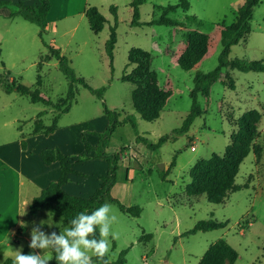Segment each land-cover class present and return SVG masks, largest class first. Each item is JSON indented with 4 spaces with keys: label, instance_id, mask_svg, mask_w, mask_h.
I'll return each instance as SVG.
<instances>
[{
    "label": "rangeland",
    "instance_id": "obj_1",
    "mask_svg": "<svg viewBox=\"0 0 264 264\" xmlns=\"http://www.w3.org/2000/svg\"><path fill=\"white\" fill-rule=\"evenodd\" d=\"M50 1L42 38L37 25L18 16L9 18L0 10V79L5 82L15 79L30 89L38 88L43 98L60 102L69 81L49 55L45 42L68 58L77 76L93 88L103 87L104 92L99 99L76 85L75 101L69 111L59 116L53 133L44 135L32 134L36 116L44 111L40 120L48 126L56 110L39 102L32 103L28 96L15 91L8 93L0 84V104L4 105L0 119L15 120L10 122L9 130L27 143L32 162L34 158L39 161V152L59 149L80 176L72 177L66 190L89 197L98 185L101 160L89 158L82 163L76 160L84 154L85 144H94L96 133L107 126L102 101L109 109L120 112L121 118L133 116L139 135L149 142L171 135L154 150L135 141L129 123L117 127L112 135L108 151L125 150L110 194L125 206H139L141 212L139 216H130L107 203L112 208L110 215L116 217L111 225L115 238L108 237L111 245L106 254L108 260H116L119 252L126 250L125 264H197L209 245L223 238L238 253L234 264H264V72L222 71L208 95L196 97L202 113L193 119L187 131L173 133L190 112L195 74L209 72L218 65L222 21L225 25L231 24L234 9L243 0H186L187 11L178 8L169 13L170 17L185 22L184 27L145 24L160 13H154V6L177 4L180 0H144L139 7L138 21L142 23L139 26L130 25L131 0ZM89 6L95 7L105 19L98 33L89 29L84 13ZM110 6H115L116 16L110 12ZM114 24L116 42L110 64L104 43ZM249 25L250 32L230 47L229 59L264 58V0L252 8ZM193 30L206 35L210 44L205 56L191 69L183 70L177 61L186 48L188 33ZM132 48L151 53L150 68L156 74L157 85L168 92L159 117L153 121L141 119L134 111L130 97L134 85L121 80L123 72H129L134 66L127 61ZM229 83L234 84V89L228 88ZM251 109L259 114L257 135L234 179L235 184L243 187L228 193L219 204L208 202L204 194L187 196L184 189L190 181V168L212 154L223 155L230 136L237 130L235 121ZM127 167L134 172L131 180L125 177ZM8 171L0 170V237L4 238L0 244V263L8 257L14 260L17 251L22 254L25 247L30 248L33 229L49 239L53 233L66 234L65 230L70 229L50 211L31 212L27 204H19L17 211L16 198L11 195L15 194L13 184L6 180L10 177ZM27 193L22 191L25 198ZM34 193L32 188L28 196ZM22 195L20 201L24 198ZM210 218L227 224L223 228L184 235L198 221ZM54 246L50 243L47 249H30L42 257L51 254ZM44 264L53 263L50 259Z\"/></svg>",
    "mask_w": 264,
    "mask_h": 264
},
{
    "label": "trees",
    "instance_id": "obj_2",
    "mask_svg": "<svg viewBox=\"0 0 264 264\" xmlns=\"http://www.w3.org/2000/svg\"><path fill=\"white\" fill-rule=\"evenodd\" d=\"M144 3V0H131L129 5L132 10L131 26L142 25L139 19V7ZM259 3V0H243V2L234 9V21L225 25L221 24V51L218 56V65L211 71L202 73L197 72L193 78V87L190 91L193 100L189 114L183 120L181 126L175 129L173 133H182L188 130L193 119L199 116L202 111L196 103L197 95H208L210 86L215 83L226 69L238 70L241 72H264V58L260 60H247L242 58L229 59L228 55L230 47L236 45L250 32L251 10ZM187 11L189 4L186 0H180L177 4H168L166 6H154L155 11L160 13L156 17H152L145 24L147 25H163L171 27H184L185 22L179 18L169 16L170 12L176 9ZM0 9L8 11L7 17H20L25 21L37 25L40 29L39 37L42 38L48 19L47 15L51 9L50 0H37L35 4H27L21 0H0ZM110 12L116 16L115 6L109 7ZM85 16L88 19L89 29L93 33H98L102 24L105 22L95 7L89 6L84 10ZM116 42L115 24L110 27L109 35L104 43V52L107 55L110 64L112 61L113 49ZM48 49V53L53 57L58 69L68 79L69 84L67 92L62 100L58 103H53L49 99H45L40 95L39 89H30L15 79L5 82L0 79V84L8 93L15 91L20 95L28 96L32 103H42L51 106L56 110V114L52 118L50 125L42 124L40 117L45 113L41 111L37 114V121L34 122L32 134L48 135L53 133L57 128V120L63 113L69 111L71 104L75 101L76 85H81L87 89L91 94L101 99L104 88H93L82 77L76 75L74 69L70 66L68 58L60 52V50L53 45H48L43 42ZM209 38L199 31H191L187 35V45L183 53L178 58V65L183 70L191 69L203 56L208 52ZM151 53L141 49L132 48L128 51V64L134 66L129 72H123L121 80L129 82L134 85L131 90V103L134 111L139 117L145 121H153L157 119L163 108L168 92H164L157 85L156 74L150 68ZM39 84V81L36 82ZM228 88L234 89V84H226ZM102 111L107 118V126L105 129L96 133L97 142L92 145L85 144L84 154L77 158V162L87 160L89 158L103 159L107 164L106 173L99 176L100 184L94 192L87 198L71 195L64 191L63 185L69 181V174L75 173L71 168V164L59 149H51L39 153L40 160L44 164L58 162L60 174L57 180L51 181L48 185L41 189L39 194L34 196L28 209L31 212L47 210L57 215L68 225L71 229L74 227L72 220L76 219L78 214L83 212L90 215L93 210L105 203H112L117 208L130 216H139L141 209L139 206H125L119 200L111 196L110 190L116 181V172L120 156L125 148H121L119 152L108 151L109 141L116 131L117 127L122 124L129 123L135 135V141L140 142L146 148L154 150L163 145L171 135H163L158 138L157 142H149L147 138L139 135L134 117L125 115L121 118L120 112L109 109L102 101ZM259 114L255 109L245 111L235 121L236 132L230 136V143L225 147L223 155L212 154L207 159H200L196 161L188 172L189 183L186 184L184 192L187 196H198L204 194L207 201L210 203L219 204L224 201L228 193L240 190L243 186L237 185L234 182L238 168L243 159L250 151V143L257 135L256 123L258 122ZM20 146L25 149L26 144L24 139H20ZM92 152V155L88 153ZM226 221H217L215 219H206L198 221L194 227L186 234L195 233L197 231H210L225 227ZM148 238V235H145ZM89 239H99V228L97 226L93 236ZM55 246L51 249L52 263L59 264L56 260ZM32 253L28 247L23 249L22 254ZM126 250L119 252L118 258L114 261H109L107 256L103 260L98 259L92 255L91 260L95 264H125ZM35 255V254H34ZM238 258L237 251L223 238L215 240L209 245L203 256L197 264H234ZM13 259L5 258L0 264H13Z\"/></svg>",
    "mask_w": 264,
    "mask_h": 264
},
{
    "label": "clouds",
    "instance_id": "obj_3",
    "mask_svg": "<svg viewBox=\"0 0 264 264\" xmlns=\"http://www.w3.org/2000/svg\"><path fill=\"white\" fill-rule=\"evenodd\" d=\"M111 211V205L105 203L93 210L90 215L81 212L76 219L72 220L73 228L66 229V234L56 235L53 233L51 239L33 229L29 247L47 249L50 243L54 244L55 258L59 264H92V255L103 260L111 246L108 237L111 235L115 238V233L111 231V225L116 217L110 215ZM97 226L100 238L89 239V236L94 235ZM50 259H52L51 254L41 257L32 253L21 254L17 251L13 264H44L46 260Z\"/></svg>",
    "mask_w": 264,
    "mask_h": 264
},
{
    "label": "crops",
    "instance_id": "obj_4",
    "mask_svg": "<svg viewBox=\"0 0 264 264\" xmlns=\"http://www.w3.org/2000/svg\"><path fill=\"white\" fill-rule=\"evenodd\" d=\"M24 3L27 4H35L37 0H21ZM1 12L5 13L7 15L8 11L6 9H0ZM48 16V15H47ZM4 105L0 104V111H3ZM14 119H9L8 117H2L0 119V170L8 169L10 177H7L6 180L10 181L13 185V188L15 190V194L12 192V196L16 198L17 201V208L16 210H19V204H27L29 205L31 199L38 195L40 190L45 188L50 180H57L60 174V168L58 162H53L50 164H44L39 157L34 158L32 162V158L30 156L29 148L26 143V149H22L20 146V138L16 136L13 132L9 130V124L14 122ZM11 122V123H10ZM97 142V137L94 142V144ZM92 144V145H94ZM40 153V152H39ZM88 155H92V152L88 153ZM92 158V157H91ZM90 158V159H91ZM93 159H100V158H93ZM68 160V159H67ZM99 163H102V170L99 171L97 175V181L98 185L100 184L99 176L106 173L107 170V164L103 159H100ZM77 162V161H76ZM70 163V162H69ZM82 163V161H81ZM71 164V163H70ZM71 168L76 171L73 168V165L71 164ZM77 174L71 173L69 174V181L63 185V189L65 192L69 193L66 188L71 183L72 177H80L78 174V171H76ZM7 173V172H5ZM134 172L132 169L127 167L125 171V177L128 180H131L133 178ZM1 187V183H0ZM96 187V188H97ZM34 189L35 195L28 196L29 190ZM95 188V189H96ZM94 189V190H95ZM93 190V192H94ZM22 191H26L27 197L22 195ZM92 192V193H93ZM91 193V194H92ZM71 194V193H69ZM78 194V193H76ZM21 195L24 197L20 201ZM74 195V194H71ZM78 196V195H74ZM80 197V196H78ZM15 204L13 203V206ZM65 223V222H64ZM17 223H14V227H18ZM20 227V226H19ZM3 237H0V244L3 242Z\"/></svg>",
    "mask_w": 264,
    "mask_h": 264
},
{
    "label": "water",
    "instance_id": "obj_5",
    "mask_svg": "<svg viewBox=\"0 0 264 264\" xmlns=\"http://www.w3.org/2000/svg\"><path fill=\"white\" fill-rule=\"evenodd\" d=\"M159 167H160V169H163V165L162 164H160Z\"/></svg>",
    "mask_w": 264,
    "mask_h": 264
},
{
    "label": "built area",
    "instance_id": "obj_6",
    "mask_svg": "<svg viewBox=\"0 0 264 264\" xmlns=\"http://www.w3.org/2000/svg\"><path fill=\"white\" fill-rule=\"evenodd\" d=\"M191 148V150H194V147H190Z\"/></svg>",
    "mask_w": 264,
    "mask_h": 264
}]
</instances>
